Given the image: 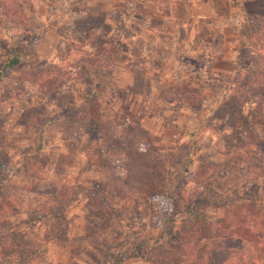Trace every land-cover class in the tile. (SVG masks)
Listing matches in <instances>:
<instances>
[{
  "label": "rangeland",
  "instance_id": "rangeland-1",
  "mask_svg": "<svg viewBox=\"0 0 264 264\" xmlns=\"http://www.w3.org/2000/svg\"><path fill=\"white\" fill-rule=\"evenodd\" d=\"M262 89L264 0H0L8 264H192L174 207L264 203Z\"/></svg>",
  "mask_w": 264,
  "mask_h": 264
},
{
  "label": "trees",
  "instance_id": "trees-1",
  "mask_svg": "<svg viewBox=\"0 0 264 264\" xmlns=\"http://www.w3.org/2000/svg\"><path fill=\"white\" fill-rule=\"evenodd\" d=\"M245 18L246 16L241 19L244 21ZM237 21L238 20H236V22ZM235 29L236 31H240V26L236 25ZM85 62L86 61H81L78 66H71L70 64L67 65L69 69L70 67H77L78 69H81L83 67L82 65L85 66ZM19 63V58L15 57L5 65V69H10ZM76 79L77 78H72L71 74L69 76L61 74V84L65 87L68 84L75 83L77 81ZM40 83L42 84V88L46 89L47 86L50 85L51 80ZM261 91L264 93V89ZM150 144L152 145V143L146 140V142L140 144V147L148 145V149L150 150ZM148 149L146 152H148ZM138 157L146 158L147 154H139ZM246 157L247 158L245 159L251 162L255 156H251L250 154V156L246 155ZM3 163V159L0 156V188L4 185V183L9 181V176L2 172ZM262 171H264V169ZM261 178H264V172ZM147 179L148 184L142 185L139 191H137L138 193H166L163 189L162 182H158L160 178L153 177ZM152 180L153 182H151ZM181 180L184 181V178H181ZM194 199H196V197H194ZM256 203H259V200H255L251 203V205L238 207L237 210L231 212L232 220H228L229 222L227 220H223L222 223L219 221V223L216 224V229H213L215 228V223L206 217L192 214V210L186 212L182 211L183 209L181 207H174V210L172 211L174 212V217L172 213V217L170 219L172 223L179 222L188 224L189 222L191 225H195V227L198 223V225L205 226L202 231H195L191 238L188 236V242L184 245V247L190 249L191 251V254L188 255H190L189 257L193 260L192 264H261L262 260H264V203L261 206H258ZM177 204L178 203H176V205ZM2 209L4 210L5 208H0V211ZM185 212L186 219L182 221L177 220V216H181V214ZM198 220H200V222ZM181 229L184 231L183 226ZM181 236H183V234H181ZM11 241L12 239H9L8 237L0 236V264L10 263L12 257H16V259L20 261L25 260L27 257V255H24L22 251L18 252L16 250H11ZM252 245L258 249L256 252L259 257L257 259L253 258L250 260L243 250L245 247ZM126 251H123L122 258L126 257L124 254Z\"/></svg>",
  "mask_w": 264,
  "mask_h": 264
}]
</instances>
